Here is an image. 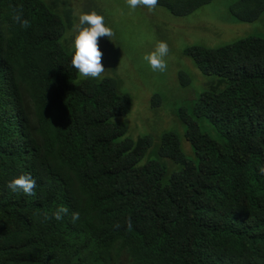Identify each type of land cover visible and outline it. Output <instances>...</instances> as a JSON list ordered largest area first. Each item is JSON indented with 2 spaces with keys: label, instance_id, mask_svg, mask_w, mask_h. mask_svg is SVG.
<instances>
[{
  "label": "trees",
  "instance_id": "1",
  "mask_svg": "<svg viewBox=\"0 0 264 264\" xmlns=\"http://www.w3.org/2000/svg\"><path fill=\"white\" fill-rule=\"evenodd\" d=\"M47 2L0 0V264H264V39L185 50L211 79L178 114L195 160L175 133L153 151L151 137H127L115 119L130 96L115 79H78L72 11ZM206 2L159 0L180 17ZM231 14L255 22L264 0ZM25 174L30 196L8 188Z\"/></svg>",
  "mask_w": 264,
  "mask_h": 264
},
{
  "label": "rangeland",
  "instance_id": "2",
  "mask_svg": "<svg viewBox=\"0 0 264 264\" xmlns=\"http://www.w3.org/2000/svg\"><path fill=\"white\" fill-rule=\"evenodd\" d=\"M47 2V0H44ZM238 0H207L187 16H176L165 5L149 11H132L126 0H50L63 16L72 11L71 26L65 35L64 46L74 53V24L79 14L97 11L105 17L115 35L100 40L103 63L108 70L103 79H115L120 90L131 99L128 115L115 119L127 127V137L137 141L152 138V151L157 150L165 133L179 136L182 149L190 159L191 146L186 140V124L178 114L181 108L193 113L194 103L208 88L209 77L196 68L192 58L185 55L189 47L217 49L238 40L258 37L264 39V15L252 23H236L231 8ZM157 41H166L170 54L164 73L153 72L143 60L144 54L154 50ZM79 80H85L80 77ZM158 97V98H154ZM200 128L217 138L216 128L206 118H198ZM196 160V159H195Z\"/></svg>",
  "mask_w": 264,
  "mask_h": 264
},
{
  "label": "clouds",
  "instance_id": "3",
  "mask_svg": "<svg viewBox=\"0 0 264 264\" xmlns=\"http://www.w3.org/2000/svg\"><path fill=\"white\" fill-rule=\"evenodd\" d=\"M127 6L135 11L137 8H147L150 12L155 10L159 0H126ZM14 19L23 26L28 25V20L22 19L21 14L14 15ZM75 52L72 56L71 64L79 76L85 79L99 80L108 71L103 63L104 53L100 47L102 38L111 39L115 33L107 26L105 17L93 10L79 14L78 23L74 24ZM170 54V47L166 41H157L154 50L144 54L143 60L147 62L153 72L164 73L167 71L168 64L166 58ZM264 173V168H261ZM36 180L29 174L20 175L8 183V188L13 192H22L25 195H33L36 187ZM68 209L61 206L54 213V218L60 221L67 215ZM80 219L79 212L72 213V222ZM128 227L132 226L131 219L127 221ZM119 227V225H117Z\"/></svg>",
  "mask_w": 264,
  "mask_h": 264
}]
</instances>
